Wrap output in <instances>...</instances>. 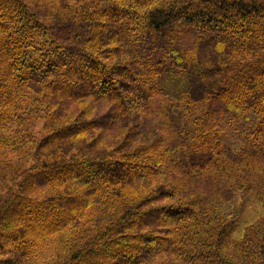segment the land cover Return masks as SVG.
Listing matches in <instances>:
<instances>
[{
  "label": "trees",
  "instance_id": "obj_1",
  "mask_svg": "<svg viewBox=\"0 0 264 264\" xmlns=\"http://www.w3.org/2000/svg\"><path fill=\"white\" fill-rule=\"evenodd\" d=\"M0 264H264V0H0Z\"/></svg>",
  "mask_w": 264,
  "mask_h": 264
},
{
  "label": "rangeland",
  "instance_id": "obj_2",
  "mask_svg": "<svg viewBox=\"0 0 264 264\" xmlns=\"http://www.w3.org/2000/svg\"><path fill=\"white\" fill-rule=\"evenodd\" d=\"M149 131L155 130L158 128V123H156V119H149L148 123H144ZM31 132H36L39 129V123H30Z\"/></svg>",
  "mask_w": 264,
  "mask_h": 264
}]
</instances>
